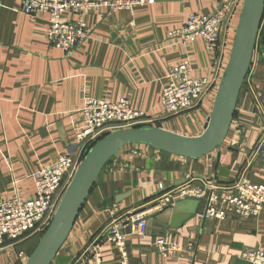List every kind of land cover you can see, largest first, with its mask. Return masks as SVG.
Listing matches in <instances>:
<instances>
[{"label": "crops", "instance_id": "obj_1", "mask_svg": "<svg viewBox=\"0 0 264 264\" xmlns=\"http://www.w3.org/2000/svg\"><path fill=\"white\" fill-rule=\"evenodd\" d=\"M218 1L154 0L131 13L91 12L85 19L89 38L64 55L47 42L46 15L28 16L20 9L21 0H0V198H33V176L72 150L74 127L81 123L78 112L87 98L109 102L125 98L156 127L183 136L200 135L213 97L189 112L167 117L160 104L167 73L170 67L188 62L193 77L210 78L217 85L229 57L232 34L225 36L216 64L201 39L181 45L169 40L168 33L181 27L191 13H212ZM68 18L72 17L64 15ZM262 135L264 59H252L224 143L199 159L142 145L123 147L102 169L50 264H72L111 222L154 201L158 184L165 192L186 176L230 183L246 168L250 184L263 185L264 150L253 151ZM121 194L128 197L112 207L106 204ZM180 206L178 211L174 205L164 213L166 230L147 227L142 239H127L129 264H247L241 257L244 250L264 252V210L252 219L230 214L219 221L204 219L203 202L185 201ZM162 231V236L153 234ZM157 237L173 240L182 248L192 243V251L182 259H164L155 250ZM31 242L28 247L20 242L11 245L0 256V264H24ZM102 256L103 264L117 260L109 244L103 246Z\"/></svg>", "mask_w": 264, "mask_h": 264}, {"label": "built area", "instance_id": "obj_2", "mask_svg": "<svg viewBox=\"0 0 264 264\" xmlns=\"http://www.w3.org/2000/svg\"><path fill=\"white\" fill-rule=\"evenodd\" d=\"M154 0H21L20 9L28 16H47L46 39L48 44L64 55L89 38L85 21L91 12L125 11L131 13L137 7L152 4ZM243 0H219L216 9L208 15L189 14L178 29L168 33V39L181 45H189L201 39L208 53L218 64L229 33L234 36ZM72 18L64 19V15ZM237 21V20H236ZM264 11L253 51V60L264 59ZM167 83L162 89L160 104L167 117H174L197 108L204 101L215 99L219 85L210 78H195L188 62L169 68ZM244 85V84H243ZM215 89V90H214ZM81 123L74 127L72 150L59 156L34 176L35 192L30 200L14 196L0 198V252L28 236L43 233L50 224L62 196L72 180L87 151L106 135L123 130L154 126V121L145 113L132 108L125 98L115 102L87 98L79 112ZM264 135L256 141L255 151L264 150ZM262 148V149H261ZM261 150V151H260ZM254 157V156H253ZM264 171V163H261ZM245 168L230 183L217 180L204 181L185 177V180L164 192L158 184V197L143 207L129 211L120 219L111 222L103 234L95 236L85 251L72 264H103L102 250L105 244L116 251L115 264H129L126 241L129 237L142 239L147 234L145 217L164 212L185 199L204 203L203 217L206 220L223 221L230 214L243 219L259 216L264 210V184H250ZM192 243L182 248L177 242L157 237L156 253L164 259L180 258L192 251ZM241 257L247 264H264V252L259 248L246 249Z\"/></svg>", "mask_w": 264, "mask_h": 264}, {"label": "water", "instance_id": "obj_3", "mask_svg": "<svg viewBox=\"0 0 264 264\" xmlns=\"http://www.w3.org/2000/svg\"><path fill=\"white\" fill-rule=\"evenodd\" d=\"M264 11V0H243L237 19L229 57L219 82L211 113L203 132L183 136L156 126H141L112 132L97 141L82 158L65 190L54 216L24 264H50L68 238L98 176L109 160L128 145H142L188 159H199L217 150L225 141L233 121L237 101L248 75ZM222 171H220L221 173ZM128 195L106 200L112 207ZM196 205V199H186ZM183 202L175 204V211ZM164 212L145 217L148 229L166 230ZM163 223L164 225H161ZM158 234L164 235V232Z\"/></svg>", "mask_w": 264, "mask_h": 264}, {"label": "rangeland", "instance_id": "obj_4", "mask_svg": "<svg viewBox=\"0 0 264 264\" xmlns=\"http://www.w3.org/2000/svg\"><path fill=\"white\" fill-rule=\"evenodd\" d=\"M238 19V18H237ZM236 19V20H237ZM237 22V21H236ZM186 115V114H185ZM72 144H73V141H72ZM26 200V199H25ZM36 236V235H35ZM35 236L34 235H30V236H28V237H26L25 239H23L22 240V242L20 241V243H22V245L24 244V247H28V245H29V241H34V242H31V246H30V248H29V250L34 246V244L36 243V241H37V238H35ZM30 237V238H29ZM27 238H29V239H27ZM27 239V240H26ZM28 250V251H29ZM3 254H5V250L4 251H1L0 252V256H3ZM25 258H26V256H25Z\"/></svg>", "mask_w": 264, "mask_h": 264}, {"label": "trees", "instance_id": "obj_5", "mask_svg": "<svg viewBox=\"0 0 264 264\" xmlns=\"http://www.w3.org/2000/svg\"><path fill=\"white\" fill-rule=\"evenodd\" d=\"M237 19V18H236ZM262 35H264V31H263V34ZM232 39H233V37H232ZM234 116H235V113H234ZM234 118V117H233ZM224 143V142H223ZM222 143V144H223ZM44 233V232H43ZM43 233H40V234H37L36 236H35V238H37V241H36V243L34 244V246L29 250V251H27V257L30 255V253L33 251V249H34V247L36 246V244H37V242H38V240H39V238L42 236V234Z\"/></svg>", "mask_w": 264, "mask_h": 264}]
</instances>
